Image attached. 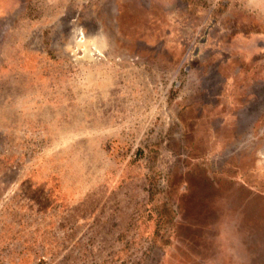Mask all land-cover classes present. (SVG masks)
Listing matches in <instances>:
<instances>
[{
  "label": "rangeland",
  "instance_id": "374dc122",
  "mask_svg": "<svg viewBox=\"0 0 264 264\" xmlns=\"http://www.w3.org/2000/svg\"><path fill=\"white\" fill-rule=\"evenodd\" d=\"M0 264H264V0H0Z\"/></svg>",
  "mask_w": 264,
  "mask_h": 264
}]
</instances>
